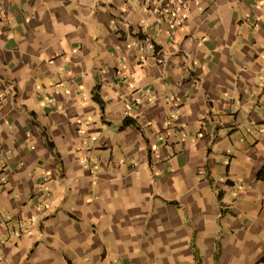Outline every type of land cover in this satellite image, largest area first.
Instances as JSON below:
<instances>
[{"label": "crops", "instance_id": "crops-1", "mask_svg": "<svg viewBox=\"0 0 264 264\" xmlns=\"http://www.w3.org/2000/svg\"><path fill=\"white\" fill-rule=\"evenodd\" d=\"M0 264H264V0H0Z\"/></svg>", "mask_w": 264, "mask_h": 264}, {"label": "built area", "instance_id": "built-area-1", "mask_svg": "<svg viewBox=\"0 0 264 264\" xmlns=\"http://www.w3.org/2000/svg\"><path fill=\"white\" fill-rule=\"evenodd\" d=\"M138 50L142 53H147L153 50V45L148 41H140L138 44Z\"/></svg>", "mask_w": 264, "mask_h": 264}, {"label": "trees", "instance_id": "trees-1", "mask_svg": "<svg viewBox=\"0 0 264 264\" xmlns=\"http://www.w3.org/2000/svg\"><path fill=\"white\" fill-rule=\"evenodd\" d=\"M94 99L99 103L100 99L97 96H94Z\"/></svg>", "mask_w": 264, "mask_h": 264}]
</instances>
